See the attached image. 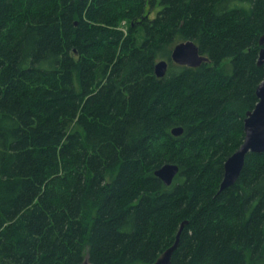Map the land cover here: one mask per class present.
Wrapping results in <instances>:
<instances>
[{"label":"trees","instance_id":"trees-1","mask_svg":"<svg viewBox=\"0 0 264 264\" xmlns=\"http://www.w3.org/2000/svg\"><path fill=\"white\" fill-rule=\"evenodd\" d=\"M263 33L264 0H0V264H149L181 223L170 264H264V151L219 188Z\"/></svg>","mask_w":264,"mask_h":264},{"label":"water","instance_id":"water-1","mask_svg":"<svg viewBox=\"0 0 264 264\" xmlns=\"http://www.w3.org/2000/svg\"><path fill=\"white\" fill-rule=\"evenodd\" d=\"M261 48L258 52L257 65L264 66V33L259 37ZM169 60L175 64L189 67H197L203 62H208L206 55L199 52L198 46L192 40H185L176 43L170 52ZM168 60L159 59L154 63L153 71L156 77H163L167 71ZM255 94L257 102L251 110L245 112L243 118V140L238 148L230 154L223 163V176L219 188H225L235 182L240 170L243 167L245 156L248 152L264 151V78L256 86ZM171 134L178 136L183 132V128L175 126L170 130ZM178 172V166L174 163H165L154 170V175L165 185L171 184L174 176ZM179 226L174 242L166 248L160 256L149 264H170L173 251L178 245L180 230ZM83 264H91L85 258Z\"/></svg>","mask_w":264,"mask_h":264},{"label":"rangeland","instance_id":"rangeland-1","mask_svg":"<svg viewBox=\"0 0 264 264\" xmlns=\"http://www.w3.org/2000/svg\"><path fill=\"white\" fill-rule=\"evenodd\" d=\"M121 25L122 26H125L126 25V23H121ZM227 63H229V59L227 58V59H225L224 61H223V63L222 64H227ZM260 264H263L262 262L260 263Z\"/></svg>","mask_w":264,"mask_h":264}]
</instances>
